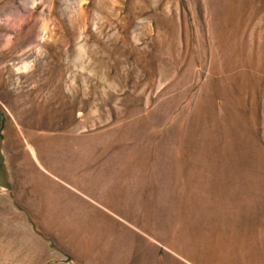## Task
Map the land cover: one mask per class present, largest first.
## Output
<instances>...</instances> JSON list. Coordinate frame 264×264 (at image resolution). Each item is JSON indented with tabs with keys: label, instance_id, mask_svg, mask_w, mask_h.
<instances>
[{
	"label": "rangeland",
	"instance_id": "obj_1",
	"mask_svg": "<svg viewBox=\"0 0 264 264\" xmlns=\"http://www.w3.org/2000/svg\"><path fill=\"white\" fill-rule=\"evenodd\" d=\"M69 152L155 206L21 207L8 166ZM1 160L0 264H264V0H0Z\"/></svg>",
	"mask_w": 264,
	"mask_h": 264
},
{
	"label": "crops",
	"instance_id": "obj_2",
	"mask_svg": "<svg viewBox=\"0 0 264 264\" xmlns=\"http://www.w3.org/2000/svg\"><path fill=\"white\" fill-rule=\"evenodd\" d=\"M0 166H6L5 161L1 160ZM8 167L11 169L8 174L14 178L10 181L9 189L13 195H18L21 207L26 209L34 205L38 214L67 217L69 224L76 225L77 228H98L108 222L103 217L119 215L88 192V185H97V177L106 181L107 188L103 190L105 199L121 211L141 216L147 215L155 206L152 202L153 193L140 191L138 188L137 191H125L128 182H125L123 170H119L118 166H111L115 169L109 170L105 162L102 166L105 170H93L91 159L85 155L77 158V155L73 157L69 152L51 161L17 160ZM137 180L129 181V185L141 184ZM108 223L116 226V229L123 227L119 222ZM124 223L130 225L128 221L124 220ZM148 244L147 242L145 246ZM150 254L152 253L144 254L140 251L139 255L147 259Z\"/></svg>",
	"mask_w": 264,
	"mask_h": 264
}]
</instances>
